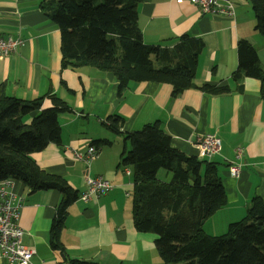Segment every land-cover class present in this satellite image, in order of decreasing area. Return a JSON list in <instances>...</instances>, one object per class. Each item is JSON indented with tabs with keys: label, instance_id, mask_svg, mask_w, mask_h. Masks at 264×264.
Listing matches in <instances>:
<instances>
[{
	"label": "crops",
	"instance_id": "0c3cea01",
	"mask_svg": "<svg viewBox=\"0 0 264 264\" xmlns=\"http://www.w3.org/2000/svg\"><path fill=\"white\" fill-rule=\"evenodd\" d=\"M43 1L0 0V36L23 41L15 53L0 59V84L9 97L31 101L51 94L72 109V113L58 117L60 144H49L30 155L42 171L65 180L78 196L85 189V178L104 177L112 185L105 195L87 204L76 200L68 207L60 234L68 260L164 264L155 249L156 236L134 228V184L120 166L122 151L129 149L123 135L141 133L146 124L159 122L171 137V147L186 156L198 157L196 137L213 134L221 141V153L211 162L218 165L227 202L203 225L206 234H225L229 224L243 219L253 197L264 204V100L259 81L244 79L243 92L239 93L231 80L238 67L240 40L248 42L259 59L260 51L264 53V39L255 30L254 14L246 0H232L235 9L231 17L202 15L195 5L179 0H143L139 5L138 27L146 44L172 48L174 40L183 35L200 39L204 47L194 85L231 89L228 94L209 95L191 88L176 97H172L171 86L152 82L131 83L119 97L111 73L91 67L62 70L60 32L40 11ZM51 106L45 97L42 108ZM114 116L124 120L122 136L103 126ZM100 140L111 145H96ZM89 145L99 151L87 165L77 160L73 151L84 152ZM239 148L243 150L238 160L241 173L231 178L228 167L235 162ZM157 179L170 182L164 171L158 172ZM13 190L23 204L18 220L23 243L36 250L31 264H68L49 242L61 194L56 190L33 193L20 181H15Z\"/></svg>",
	"mask_w": 264,
	"mask_h": 264
},
{
	"label": "trees",
	"instance_id": "16d2710c",
	"mask_svg": "<svg viewBox=\"0 0 264 264\" xmlns=\"http://www.w3.org/2000/svg\"><path fill=\"white\" fill-rule=\"evenodd\" d=\"M246 1L254 14L255 30L264 39V0ZM142 2L44 0L39 9L60 32L61 69L91 67L111 73L119 97L131 83L142 82L167 84L172 97L191 88L209 95L230 93L229 86L194 85L204 47L200 39L183 35L174 40L172 48L144 42L138 27ZM236 52L238 67L231 75L235 89L242 93L244 79L257 80L264 100V66L257 52L244 40L237 43ZM45 97L52 103L47 109L42 108ZM69 113L72 109L54 95L24 101L7 96L0 84V180L20 181L33 193L58 191L62 199L50 228V247L68 264H96L67 259L60 234L67 209L79 196L65 180L46 174L30 158L49 144H60L58 117ZM123 123L114 116L103 126L122 136ZM123 141L129 149L122 151L120 166L130 169L134 184V228L156 236L155 249L164 264H264V204L259 197L252 198L243 219L231 223L224 235H208L203 225L227 202L218 165L173 149L171 137L159 122L146 124L141 133L123 135ZM159 171L170 176L169 183L157 179Z\"/></svg>",
	"mask_w": 264,
	"mask_h": 264
},
{
	"label": "built area",
	"instance_id": "2783aa9c",
	"mask_svg": "<svg viewBox=\"0 0 264 264\" xmlns=\"http://www.w3.org/2000/svg\"><path fill=\"white\" fill-rule=\"evenodd\" d=\"M186 1L195 5L202 15H220L231 17L234 15V3L232 0H179ZM23 41L20 38L1 37L0 36V58L7 57L15 53ZM195 147L198 151V158L211 161L214 157L220 155L221 141L213 134L203 137H196ZM99 148L89 145L84 152L73 151L74 157L90 164L98 154ZM243 155L242 149L235 152V162H231L228 167L229 176L237 178L241 173V164L238 160ZM124 173L131 176V171L124 168ZM15 180L6 178L0 180V262L3 264H31L36 250L23 243V231L18 225L20 211L22 209V200L17 197L13 187ZM84 191L79 195L78 200L82 204L97 199L112 189L110 181L104 177L85 178Z\"/></svg>",
	"mask_w": 264,
	"mask_h": 264
},
{
	"label": "rangeland",
	"instance_id": "374dc122",
	"mask_svg": "<svg viewBox=\"0 0 264 264\" xmlns=\"http://www.w3.org/2000/svg\"><path fill=\"white\" fill-rule=\"evenodd\" d=\"M7 57H9V56H7ZM7 57H1L0 59L7 58ZM263 59H264V53L260 51V59H259V60H260V63H261L262 66H264V61H263ZM108 192H109V191H108ZM108 192H107V193H108ZM105 194H106V193H105ZM105 194H104V195H105ZM229 225H230V224H229ZM229 225H228V226H229ZM228 226H227V227H228ZM215 229H216V227L214 228V230H215ZM226 231H227V228H226ZM224 233H225V231H224ZM223 235H224V234H223Z\"/></svg>",
	"mask_w": 264,
	"mask_h": 264
}]
</instances>
